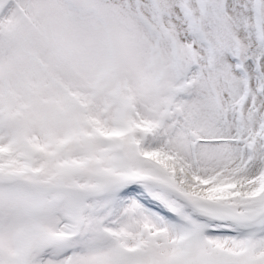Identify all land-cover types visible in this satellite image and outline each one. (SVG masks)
<instances>
[{"label":"snow or ice","instance_id":"1","mask_svg":"<svg viewBox=\"0 0 264 264\" xmlns=\"http://www.w3.org/2000/svg\"><path fill=\"white\" fill-rule=\"evenodd\" d=\"M0 264H264V0H0Z\"/></svg>","mask_w":264,"mask_h":264}]
</instances>
